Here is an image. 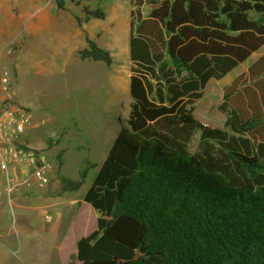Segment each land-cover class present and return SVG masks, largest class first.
<instances>
[{"label":"trees","instance_id":"16d2710c","mask_svg":"<svg viewBox=\"0 0 264 264\" xmlns=\"http://www.w3.org/2000/svg\"><path fill=\"white\" fill-rule=\"evenodd\" d=\"M129 1L128 112L83 196L96 226L76 240L74 258L264 264V52L223 87V128L193 114L210 79L264 45V0ZM78 56L112 63L91 38ZM84 178L85 169L77 180L60 175V189Z\"/></svg>","mask_w":264,"mask_h":264},{"label":"rangeland","instance_id":"374dc122","mask_svg":"<svg viewBox=\"0 0 264 264\" xmlns=\"http://www.w3.org/2000/svg\"><path fill=\"white\" fill-rule=\"evenodd\" d=\"M63 1V8H58L56 0H0V67L10 72L16 101L30 109L28 142L58 162L56 183L60 185V175L79 179L82 169L85 178L76 190L58 191L55 182L13 189L11 206L7 203L0 212V264H80L69 238L77 239L96 226L97 213L83 196L128 112L130 1ZM84 7H98L105 15L86 20ZM87 38L110 51V65L79 58ZM263 52L264 45L222 78L210 79L194 104V116L223 128V87ZM197 137L198 132L191 149ZM20 194L28 203L21 204ZM41 196L78 199L72 206L80 211L69 232L63 233L62 240L68 241L60 251L59 235L43 227L39 214L49 209L58 219L61 215L65 232L74 210L68 201L46 208Z\"/></svg>","mask_w":264,"mask_h":264},{"label":"built area","instance_id":"2783aa9c","mask_svg":"<svg viewBox=\"0 0 264 264\" xmlns=\"http://www.w3.org/2000/svg\"><path fill=\"white\" fill-rule=\"evenodd\" d=\"M10 82V72L0 67V200L11 206L15 187L50 183L58 162L28 142L30 109L16 101Z\"/></svg>","mask_w":264,"mask_h":264},{"label":"crops","instance_id":"0c3cea01","mask_svg":"<svg viewBox=\"0 0 264 264\" xmlns=\"http://www.w3.org/2000/svg\"><path fill=\"white\" fill-rule=\"evenodd\" d=\"M50 182H53V183L55 182L56 183V178H52V180ZM56 184H58V183H56ZM58 186H57L58 191H60V185L58 184ZM22 196H23L22 194L19 195V201L21 202V204L24 205L25 203H28V202ZM39 200L42 201V203L46 206V208L47 207H50V208L53 207L54 208L57 204H60V203H62L64 201H68V203L71 205V208H73L72 204H74V202L78 201V199H75L73 197L72 198H69L67 200H60L59 201V200H57L55 198H49V197H45V196L39 197ZM7 203L8 202L5 200V198H2V209L0 210V212L1 211H4L5 206L7 205ZM78 208H80V207L77 206L76 209L73 208L74 211H73V213H72V215H71V217L69 219V224L66 226L65 232H64V229H62V224L60 222V219H61V215H59L60 212L57 211L60 219H58L57 216L54 215V213L52 214V212L49 209L48 210L47 209H44L43 210V213L40 212V214H39V216L41 217V221L43 220L42 222L44 224H46V225L43 224V227L49 233L56 234V235L58 234L59 235V237H58V242L59 243H58V249H57L58 251L61 250V247L60 246L63 245V242L68 241L67 239H63L62 240L63 233L64 234L65 233H68L69 232L68 230L70 229V227L73 226V224L75 223L76 217H77V212L80 211V209L78 210ZM46 214L47 215H50V219L49 220H47V219L44 218V216ZM44 221H47V222L45 223ZM88 233L89 232H87L86 234H88ZM86 234H84V235H86ZM78 238H80V237H78ZM77 239H74V238L70 239L69 238V241H72L73 243H75ZM54 244H56V241H55ZM74 250H75V244H74Z\"/></svg>","mask_w":264,"mask_h":264}]
</instances>
